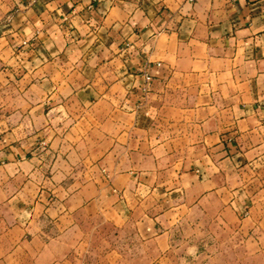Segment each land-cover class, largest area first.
<instances>
[{
	"label": "crops",
	"instance_id": "obj_1",
	"mask_svg": "<svg viewBox=\"0 0 264 264\" xmlns=\"http://www.w3.org/2000/svg\"><path fill=\"white\" fill-rule=\"evenodd\" d=\"M113 228L264 264V0H0V264Z\"/></svg>",
	"mask_w": 264,
	"mask_h": 264
},
{
	"label": "rangeland",
	"instance_id": "obj_2",
	"mask_svg": "<svg viewBox=\"0 0 264 264\" xmlns=\"http://www.w3.org/2000/svg\"><path fill=\"white\" fill-rule=\"evenodd\" d=\"M178 235L177 245L165 249L164 255L159 256L160 248L133 234L125 235L115 228L101 229L96 237L69 251L68 264H219L208 260L209 253L203 247L187 245L186 229H181Z\"/></svg>",
	"mask_w": 264,
	"mask_h": 264
}]
</instances>
